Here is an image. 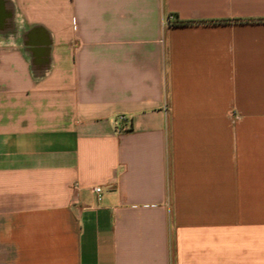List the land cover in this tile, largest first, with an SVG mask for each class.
<instances>
[{
	"label": "crops",
	"instance_id": "crops-1",
	"mask_svg": "<svg viewBox=\"0 0 264 264\" xmlns=\"http://www.w3.org/2000/svg\"><path fill=\"white\" fill-rule=\"evenodd\" d=\"M0 264H264V0H0Z\"/></svg>",
	"mask_w": 264,
	"mask_h": 264
},
{
	"label": "built area",
	"instance_id": "built-area-1",
	"mask_svg": "<svg viewBox=\"0 0 264 264\" xmlns=\"http://www.w3.org/2000/svg\"><path fill=\"white\" fill-rule=\"evenodd\" d=\"M173 16H170V19H173ZM125 116L122 115L120 116V119H124ZM94 191L98 194V199L100 200L102 198V187L101 186H96L94 187Z\"/></svg>",
	"mask_w": 264,
	"mask_h": 264
}]
</instances>
